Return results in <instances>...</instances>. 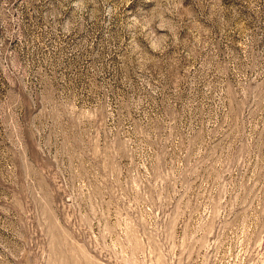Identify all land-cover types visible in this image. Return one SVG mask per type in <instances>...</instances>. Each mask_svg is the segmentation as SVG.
<instances>
[{
  "label": "rangeland",
  "instance_id": "obj_1",
  "mask_svg": "<svg viewBox=\"0 0 264 264\" xmlns=\"http://www.w3.org/2000/svg\"><path fill=\"white\" fill-rule=\"evenodd\" d=\"M0 264H264V0H0Z\"/></svg>",
  "mask_w": 264,
  "mask_h": 264
}]
</instances>
